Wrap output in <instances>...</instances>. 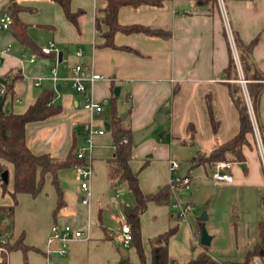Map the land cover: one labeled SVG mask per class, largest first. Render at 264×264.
Wrapping results in <instances>:
<instances>
[{"label":"crops","instance_id":"1","mask_svg":"<svg viewBox=\"0 0 264 264\" xmlns=\"http://www.w3.org/2000/svg\"><path fill=\"white\" fill-rule=\"evenodd\" d=\"M152 1L157 3L120 8L117 21L122 27L138 26L160 34L118 31L113 35L111 47L104 46L102 34L106 27L101 24L97 30L95 26L96 18L103 17L104 1L72 0L71 11H83L76 26L67 21L57 4L49 0L17 1L29 10L21 13L20 18L28 26L27 34L34 43V49L20 45L10 29L0 32V50L10 46L9 53L0 57V88L5 87L2 111L21 114L43 91L55 92V101L61 106L59 114L26 124L25 142L33 154H49L55 159H64L74 148L75 155L83 142H78L76 130L85 137V123L92 121L97 128L108 125V131L105 128L103 135L95 136L103 137L106 132L111 133L110 123L114 116H128L132 134L155 124L148 137L157 131L158 139L146 137L139 144L133 142L132 156L136 159L134 153L141 149L142 154H148L147 165L155 163L153 165L162 167L164 174L158 183L159 190L167 185L169 160L184 157L188 162L185 167L190 166V170L197 166L209 167L194 160L209 157L219 145L238 133V113L228 92V84L240 79L234 36L244 45L257 40L252 49V60L264 74V0H231L226 3L217 0L216 4H203L201 0ZM43 5L46 9L49 7L51 14L41 23H35L31 15ZM38 28L49 33V41L54 42L60 56L56 58L54 53H41V46L32 33ZM78 49L82 51L81 57L76 56ZM28 53L30 57L25 56ZM31 56L36 58L34 62L30 61ZM230 61L234 63V72L228 69ZM76 64L92 68L105 80L86 84V93H77L64 79ZM52 68L60 78L57 82L49 79ZM37 78L41 80L36 85ZM42 82H46L44 87H41ZM7 84L11 86L10 91L6 90ZM116 87L119 88L118 95L114 93ZM241 87L253 125V132L247 135L249 145L242 148L246 162L243 166L231 164L227 169L232 176L231 183H215L222 187L247 185L264 190L261 151L264 154V130H259V126L264 128V91L255 114L245 88ZM88 97L101 106L110 105L111 111L102 106L100 113L91 114L83 107ZM162 107L165 122L158 124L154 116ZM95 121H100V124ZM113 153L112 142L111 157L101 162L108 179L107 164ZM94 161L93 157L92 169ZM119 184L113 185L109 181L111 188L116 189ZM1 189L0 206H11L13 203L8 201L11 191L5 198ZM60 194L63 206L56 211V217L89 216L86 205L69 200L62 189ZM129 208L125 205V210ZM56 217L53 224L59 225ZM10 231L13 235V229ZM18 239L23 243L22 235ZM24 247L26 250L31 248ZM44 249L45 244L37 249L43 257Z\"/></svg>","mask_w":264,"mask_h":264},{"label":"rangeland","instance_id":"2","mask_svg":"<svg viewBox=\"0 0 264 264\" xmlns=\"http://www.w3.org/2000/svg\"><path fill=\"white\" fill-rule=\"evenodd\" d=\"M50 14L49 7L46 9V5H43L31 17L34 18L35 23H41L40 21ZM32 33L41 47L51 39L49 33L40 28L33 29ZM25 56L30 57L29 53ZM236 83L239 82L232 84ZM45 85L46 82H42L41 87ZM102 106L106 111H111L110 105ZM95 122L100 124V121ZM79 131L76 130L78 142L84 141L86 136H82ZM150 137L157 140V131ZM112 142L110 132H106L103 137L94 138L95 161L90 196L80 189L81 182L72 168L61 169L57 174L60 188L69 200H75L77 204H81L80 197L88 199L86 205L90 212L88 217L83 214H78L77 217H56L57 192L49 175L46 176L43 188L36 197L18 194L15 198L8 200L14 206L8 226V229H13L14 234L12 235L11 231L9 242L13 243L22 235L23 243L31 247L26 251L17 249L6 254L9 264H45L43 255L37 249L43 248L55 217L59 225H68L76 230H82L86 237L83 240L69 242L64 257L53 255L52 262L55 264H120L122 256L120 250L127 253L126 256L131 264L140 263L136 250H141L145 258L144 264H151V243L158 239L162 240L171 231L173 234L168 239V256L173 260V264H186L201 252L207 253L219 263L244 262L247 259L248 252L253 249L258 240L257 224L264 219V190L250 188L247 185L222 187L211 180L213 170L202 166L193 167L189 171L187 177L191 179V184L188 188L181 187L173 191L169 206H158L152 203L148 205L139 219L137 242L131 240L128 248L119 244L121 224H127L123 221L125 205L132 208L133 199L125 182L120 183L116 189L109 186V179L101 162L111 157ZM82 144L83 142L79 146ZM142 153L141 149L135 151L134 155L137 158L134 159L132 156L130 166L134 172L138 173L141 191L144 194L155 193L158 191V183L163 177L164 170L157 164L153 165L155 163L147 165L146 155L148 154ZM177 160L180 169L188 163L184 157ZM204 160L205 158L202 157L198 159L202 164ZM11 167L7 166L10 173L8 183L5 185L6 190L2 192L5 198L12 191ZM175 175L176 173L173 174ZM63 184L67 186L63 188ZM184 209V217L181 218ZM203 213L207 215L204 223L206 232L212 237L210 245L206 247L200 244L201 225L197 221ZM249 262L264 264V260L257 256L251 257Z\"/></svg>","mask_w":264,"mask_h":264},{"label":"trees","instance_id":"3","mask_svg":"<svg viewBox=\"0 0 264 264\" xmlns=\"http://www.w3.org/2000/svg\"><path fill=\"white\" fill-rule=\"evenodd\" d=\"M18 0H7L6 7L12 17V25L10 30L16 41L25 47L34 49V43L28 37V26L21 18L20 14L29 11L27 7L21 6ZM57 4L63 11L67 21L73 25H77V19L82 15L83 11L78 10L72 12L70 4L72 0H49ZM106 3L102 10L103 17L96 18L95 26L99 30L100 25L106 27V32L102 34L105 39L104 46H112L113 35L118 31L123 32H145L149 34H160L147 28L138 26L122 27L117 21V14L120 8L124 6H133L144 3L155 4L152 0H100ZM224 3L231 0H222ZM234 1H250V0H234ZM203 4H216L217 0H201ZM256 39L247 45L234 36V42L237 49L238 59L242 71L243 78L250 83H246V90L250 99V103L254 113L258 109L262 92L264 91V74L261 73L254 65L252 60V49L256 43ZM229 70L234 72V63L230 61ZM10 84L6 86V90L10 91ZM229 96L238 113L239 130L238 133L229 141L219 145L211 152L209 157L205 158L204 164L214 168L218 162H227L230 164H238L243 166L246 162L242 152L244 146H248L247 135L253 132V125L246 104L241 84H228ZM175 93V91H174ZM0 96V102L2 101ZM56 94L53 91H43L21 114H5L0 111V174L7 170V166H12V191L10 197L13 199L18 194H26L36 197L42 190L46 176L51 177L52 185L57 192V210L63 206L60 194V185L57 180V174L61 169L72 168L79 161L70 150L64 159H55L49 154L35 155L27 147L25 142V126L30 122L43 121L51 116L61 112V106L55 101ZM110 130L113 136L114 153L112 159L108 162L109 181L115 185L117 182L126 183L128 190L133 199V206L123 212V219L129 225L133 242H137L139 237V219L146 211L149 204L158 206H168L170 203V190L168 186H164L155 193L144 194L138 184V173L134 172L130 166L132 161V132L128 122V116L125 118L113 117L110 123ZM260 132L264 128L259 126ZM199 158L194 160L200 163ZM5 183H1L3 191L6 190ZM14 212L13 204L11 206H0V218L11 217ZM201 225V223L199 222ZM173 234L171 231L162 240L158 239L151 243V264H173L168 256V239ZM258 240L253 249L248 252L247 259L244 262H217L213 260L207 253H199L195 258L190 259L186 264H250L249 260L253 256H257L264 260V219L257 224ZM4 247L10 253L16 249L26 251V247L22 246V240L17 239L13 243L4 242ZM140 258L139 264H144L145 258L141 250H136ZM4 261V260H3ZM5 264V263H1ZM120 264H131L127 256H121Z\"/></svg>","mask_w":264,"mask_h":264},{"label":"built area","instance_id":"4","mask_svg":"<svg viewBox=\"0 0 264 264\" xmlns=\"http://www.w3.org/2000/svg\"><path fill=\"white\" fill-rule=\"evenodd\" d=\"M7 0H0V32L8 31L12 25V17L6 7ZM10 51V46H6V48L0 50V57L6 56ZM40 51L44 55H49L51 53L55 54V57L59 56V51L56 48L53 41H49L46 45L40 48ZM77 57L82 56V51L80 49L76 52ZM36 60L35 56H31L30 61L34 62ZM237 60V56H236ZM238 69L240 72V84L246 88L247 81L243 78L240 63L237 60ZM49 79L53 82H57L60 78L57 76L56 69L52 68L50 70ZM65 80L69 81L71 87L79 94L86 93V84H93L97 81H103L105 78L95 71L83 64H76L70 70V75ZM41 80V78L36 79V85ZM246 97L248 98L247 91H245ZM5 87L1 86L0 88V96H4ZM83 107L85 110L90 112L91 114H98L101 112L102 107L100 104L93 101L92 98L88 97L85 99ZM84 132L86 134V138L83 141V144L78 147L75 158L79 161L78 164L72 167L75 175L78 180L81 182L80 189L90 196V184L93 178V169H92V160H93V150H94V137L97 135H103L105 133V128H97L93 124L92 121H89L84 124ZM258 137V136H257ZM259 139V137H258ZM260 141V140H259ZM261 147V146H260ZM262 151V157L264 161V154ZM230 163L227 162H218L215 164L213 173L211 175V179L214 182H222V183H231L232 176L227 173V169L230 167ZM168 179L167 186L172 194L177 188L185 187L188 188L191 184V179L186 177H181V169L178 160L171 159L168 162ZM176 173L175 176L173 174ZM2 183V179L0 177V186ZM81 204L87 205L88 199L85 197H81ZM190 207V206H189ZM184 212L181 213V218L184 217ZM122 223V222H121ZM9 217L0 218V264L8 263V258H6V254H8L7 249L4 247L3 243L11 241V231L8 229L9 227ZM86 239L84 232L82 230H76L68 225H57L53 224L50 227L49 236L45 243V249L43 251L45 264H55L52 262V256L56 255L59 257H64L66 255L67 245L71 241H79ZM119 244H121L124 248H128L130 242L132 240L130 227L123 223L121 224V237L118 238ZM4 260V261H3Z\"/></svg>","mask_w":264,"mask_h":264},{"label":"water","instance_id":"5","mask_svg":"<svg viewBox=\"0 0 264 264\" xmlns=\"http://www.w3.org/2000/svg\"><path fill=\"white\" fill-rule=\"evenodd\" d=\"M60 56V54H59ZM56 90H58V88H56ZM118 92H119V88H115L114 89V93L115 95H118ZM2 105H3V102L1 101L0 102V111H2ZM154 120L156 123L158 124H164L165 122V119H164V108H160L156 115L154 116ZM105 128L106 130L108 131L109 130V126L108 125H105ZM155 128V124H153L152 126H150L149 128H146L144 130H141V131H137V132H134L132 134V140L135 144H139L141 141H143L146 137H148L152 131L154 130ZM190 170V166L188 167H184L182 168L181 170V177H186L187 175V172ZM8 176H9V172L8 170H5L3 171L1 174H0V177L2 179V182L7 184L8 183ZM65 184H63L64 186ZM207 220V215L206 213H203L201 216H199L197 218V221L201 223V228H200V244L202 246H209L210 243H211V240H212V237L208 235V233L206 232V229H205V226H204V223L205 221ZM121 252V255L122 256H126L127 253L124 251V250H120Z\"/></svg>","mask_w":264,"mask_h":264}]
</instances>
